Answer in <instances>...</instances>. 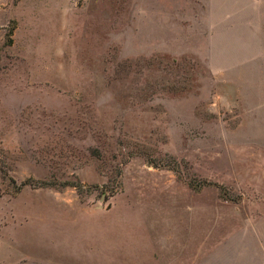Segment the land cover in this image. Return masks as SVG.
I'll use <instances>...</instances> for the list:
<instances>
[{"label": "rangeland", "instance_id": "obj_1", "mask_svg": "<svg viewBox=\"0 0 264 264\" xmlns=\"http://www.w3.org/2000/svg\"><path fill=\"white\" fill-rule=\"evenodd\" d=\"M0 264H264V0H0Z\"/></svg>", "mask_w": 264, "mask_h": 264}]
</instances>
